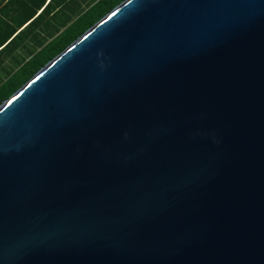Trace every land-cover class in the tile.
<instances>
[{"label":"water","instance_id":"obj_1","mask_svg":"<svg viewBox=\"0 0 264 264\" xmlns=\"http://www.w3.org/2000/svg\"><path fill=\"white\" fill-rule=\"evenodd\" d=\"M0 264H264V0H123L0 103Z\"/></svg>","mask_w":264,"mask_h":264},{"label":"trees","instance_id":"obj_2","mask_svg":"<svg viewBox=\"0 0 264 264\" xmlns=\"http://www.w3.org/2000/svg\"><path fill=\"white\" fill-rule=\"evenodd\" d=\"M123 0H0V103Z\"/></svg>","mask_w":264,"mask_h":264}]
</instances>
